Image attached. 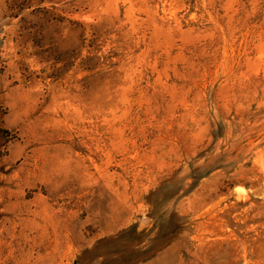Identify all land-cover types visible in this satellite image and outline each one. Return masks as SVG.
Wrapping results in <instances>:
<instances>
[{
    "label": "rangeland",
    "instance_id": "rangeland-1",
    "mask_svg": "<svg viewBox=\"0 0 264 264\" xmlns=\"http://www.w3.org/2000/svg\"><path fill=\"white\" fill-rule=\"evenodd\" d=\"M0 264H264V0H0Z\"/></svg>",
    "mask_w": 264,
    "mask_h": 264
}]
</instances>
